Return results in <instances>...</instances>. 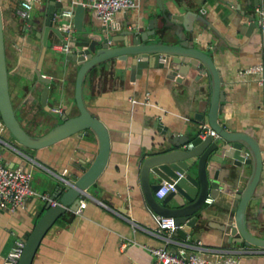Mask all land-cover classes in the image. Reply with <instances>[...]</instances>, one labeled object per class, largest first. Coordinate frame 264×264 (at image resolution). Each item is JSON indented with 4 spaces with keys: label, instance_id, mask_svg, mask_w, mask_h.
<instances>
[{
    "label": "crops",
    "instance_id": "obj_1",
    "mask_svg": "<svg viewBox=\"0 0 264 264\" xmlns=\"http://www.w3.org/2000/svg\"><path fill=\"white\" fill-rule=\"evenodd\" d=\"M89 1L83 3L87 11L93 12L87 5ZM136 1V7L114 13L110 24L115 33L142 22L146 25L145 20L141 21L143 9L154 0ZM163 1L165 10L172 13L178 9L183 12L191 10L193 26L206 27L202 32H196L192 40L195 47L209 53L220 71L224 101L218 116L222 126L230 131L247 133L263 148L260 183L254 189L255 202L258 203L254 215L259 224L264 225V101L257 75L240 73L256 63L264 49V27L260 23L261 18L264 20V7L261 11L258 6L254 7L255 28L246 34L245 24L248 22L236 7L238 0ZM17 2L0 0L8 87L16 114L22 119L27 117L25 119L31 123L30 110L33 112L36 107L30 102L29 85L35 81L41 51L38 37L19 29L22 22L15 14ZM39 4L40 0H34L30 16L37 12ZM65 7L70 8V5ZM250 9L253 8L245 6V12ZM196 14L202 15L204 20L196 19ZM213 30L219 35L213 34ZM48 36L54 38L52 33ZM55 43H59L58 38L53 40L52 47L45 49L39 68L42 75L51 77V81V54ZM216 43L220 44L219 50L215 48ZM167 74L165 69L147 67L133 80L129 79L128 72L115 70L85 79L82 87L84 103L103 121L109 132L108 158L97 179L86 188L88 193L79 200L84 205L80 207L79 204L76 210L66 208L56 218L40 240L31 264H150L153 256L148 247L166 246L172 251L183 248L188 252L197 250L194 247L196 240L203 247L201 252L209 257L213 256V249L220 248L221 253L237 257L239 264H264V248L250 245L233 251L232 245L223 241L224 232L220 228L225 223L222 210L228 205V194L221 193L211 197V202H205V231L194 236L196 240L180 243L178 237L167 231L155 230L154 213L148 210L140 185L137 155L152 149L162 139L161 133L165 129L166 133L178 134L194 129L201 101L208 96V90H201L199 83L191 77L176 81L175 77L183 76L168 77ZM74 79V72H69L63 83L65 100L63 105L58 104L61 108L73 100ZM66 108L68 110V106ZM77 110L73 102L70 115ZM203 124L208 125L205 111L198 127ZM26 125L31 127L29 123ZM0 137L3 162L29 171L34 191L27 197L24 207L14 211L0 209L1 264L14 240H24L44 211L46 201L39 193L53 195L58 201V186L89 166L98 142L90 130L86 134L72 133L47 146L26 149L8 139L5 127ZM247 153L253 159L252 152L247 150ZM251 167L249 164L241 184L246 181Z\"/></svg>",
    "mask_w": 264,
    "mask_h": 264
},
{
    "label": "water",
    "instance_id": "obj_2",
    "mask_svg": "<svg viewBox=\"0 0 264 264\" xmlns=\"http://www.w3.org/2000/svg\"><path fill=\"white\" fill-rule=\"evenodd\" d=\"M83 2L40 0L37 12L20 18L19 29L38 37L41 51L35 68V81L29 85L30 102L36 107L31 111V123L25 119L27 117L22 119L18 116L12 104L0 6V119L8 131V139L22 149L37 148L72 133L86 134L90 130L98 142L97 152L89 166L83 167V172L72 180L58 186V202L50 205L46 201L44 211L24 239L16 264H31L48 228L66 208L76 210L79 200L88 193L86 188L97 179L106 164L110 150L109 132L103 121L93 115L84 103L82 87L85 79L115 70L128 72L129 79L133 80L147 67L165 69L168 77L183 76L175 77L176 81L191 77L199 83L201 90H208V96L201 101V109L197 112L194 129L179 134L166 133L165 129L161 133L162 139L152 149L137 155L136 165L148 210L154 213L155 218L172 217L175 228L169 235L178 237L180 243H187L205 231V198L228 194V205L222 210L225 223L220 228L224 232L223 241L231 244L233 251L250 245L264 248V225H260L254 215L255 205L258 207L254 189L260 183L263 148L247 133L225 129L219 121L224 101L220 71L209 53L195 47L192 40L196 32L200 33L206 27L193 26L191 10L183 12L178 9L172 13L165 10L163 0H154L143 9L141 21H146L145 26L142 22L115 33L110 21H100L93 12L86 10ZM236 4L240 14L246 16L245 33L248 34L255 28L254 7L258 6L261 11L264 0H238ZM69 5L73 11V30L64 37L57 22L63 20L61 11ZM245 6L253 9L245 12ZM196 16V19L204 20L202 15ZM186 30L190 31L189 35ZM49 33L54 38H49ZM212 33L219 35L215 30ZM56 38L67 44V48L52 50L51 81V77L42 75L39 68L45 49L52 47ZM219 43L215 45L216 50L220 49ZM226 43L232 46L231 42ZM69 72L75 75L73 100L61 108L66 92L63 83ZM73 102L78 110L70 115ZM58 107L60 110H55ZM204 111L215 136L208 133L203 137L199 135L198 125ZM28 123L31 127L26 125ZM45 126L47 129H43ZM247 150L252 152L253 159L247 155ZM249 164L252 166L250 173L241 184ZM163 181L173 182L174 189L162 197H155L153 192Z\"/></svg>",
    "mask_w": 264,
    "mask_h": 264
},
{
    "label": "built area",
    "instance_id": "obj_3",
    "mask_svg": "<svg viewBox=\"0 0 264 264\" xmlns=\"http://www.w3.org/2000/svg\"><path fill=\"white\" fill-rule=\"evenodd\" d=\"M34 0H18L15 6V14L19 18H26L32 7ZM87 5L92 9L95 16L102 22H108L112 19L114 13L118 10H128L137 6L136 0H90ZM63 20L60 22L58 28L64 32V37H67L73 30L72 8H64L61 11ZM261 26L264 27V20L260 19ZM54 49H66L67 44L55 43ZM240 73H255L257 75L258 83L262 89L264 101V49L261 51L259 59L256 63L240 70ZM147 94V93H146ZM55 110H60L58 107ZM4 129V124L0 119V132ZM215 136L214 129L208 125L203 124L200 127L199 135L203 137L205 134ZM0 141H2L0 137ZM190 143H188L189 145ZM64 171L61 172L63 174ZM31 174L29 171L18 167H10L2 160L0 152V209L14 211L25 206L27 197L34 193L30 185ZM174 189V183L170 181H163L160 186L153 192L155 197H162L169 190ZM42 200L49 202L50 205H55L58 201L52 198L48 193H39ZM211 197H206L205 202H211ZM80 207L84 202H80ZM79 210V209H78ZM157 232L167 231L171 232L175 228L173 218L170 216H159L155 218ZM194 247L197 250L186 252L183 248L177 251H172L166 246H151L148 247L149 252L153 256L150 264H239L237 257L229 254L221 253L220 248L213 249L212 257L204 255L201 250L202 245L196 240ZM24 245V240L17 238L11 249L3 257L1 264H16Z\"/></svg>",
    "mask_w": 264,
    "mask_h": 264
},
{
    "label": "flooded vegetation",
    "instance_id": "obj_4",
    "mask_svg": "<svg viewBox=\"0 0 264 264\" xmlns=\"http://www.w3.org/2000/svg\"><path fill=\"white\" fill-rule=\"evenodd\" d=\"M30 111H32V109Z\"/></svg>",
    "mask_w": 264,
    "mask_h": 264
},
{
    "label": "rangeland",
    "instance_id": "obj_5",
    "mask_svg": "<svg viewBox=\"0 0 264 264\" xmlns=\"http://www.w3.org/2000/svg\"><path fill=\"white\" fill-rule=\"evenodd\" d=\"M11 100H12V98H11Z\"/></svg>",
    "mask_w": 264,
    "mask_h": 264
}]
</instances>
